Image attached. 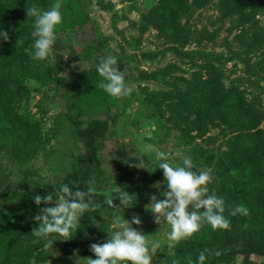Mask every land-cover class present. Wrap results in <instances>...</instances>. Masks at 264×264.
<instances>
[{
    "label": "rangeland",
    "instance_id": "obj_1",
    "mask_svg": "<svg viewBox=\"0 0 264 264\" xmlns=\"http://www.w3.org/2000/svg\"><path fill=\"white\" fill-rule=\"evenodd\" d=\"M163 1L166 0H61V9L71 3L73 13L83 23L72 28L62 26L57 32L48 58L52 76L45 83L26 77L23 85L29 90L27 97L19 104L15 97L9 99L17 114L28 113V119L37 121L45 139V150L23 165L38 173L30 180L49 183L56 190L63 185L72 191L96 189L93 204L98 207L86 210L81 218L90 227L89 244L109 238L115 215L131 220L138 214L142 223L133 227L147 235L150 242L160 245L152 264H166L165 257L177 242L168 239L171 226L163 218L156 224L153 213L146 210L151 194L164 199L162 193L167 190L156 151L170 153L173 164L181 163L177 152L190 157L195 165L193 171H219L224 167V152L239 133L220 121L204 124L199 131L191 129L185 111H178L176 94L186 92L196 80L219 78L226 90L237 88L255 104L261 113L259 128L264 133V37L252 35L250 23L229 29L228 20L219 16V0H213L192 8L181 19L179 38L181 31L188 28L189 41L172 40L150 22L152 9ZM254 19L255 25L264 29V11ZM90 43L99 51L93 59L86 60L78 51ZM144 51H150L152 56L144 58ZM109 55L117 58L116 67L124 73L132 92L118 98L109 115H79L77 110L70 111L80 133H101L98 139L88 138L86 154V146L64 116L67 105L60 83ZM88 160L91 164H87ZM78 169H83L79 182ZM11 179L15 183L21 179L15 168ZM116 184L133 195L130 207L114 209L106 203L110 195L115 198L110 189ZM207 188L206 195L217 191L214 178ZM114 204L119 206V200H114ZM192 210L190 207L189 211ZM44 238L25 234L18 240V247ZM56 241L47 240L43 248L48 251L41 260H31L29 264H74V259H70L74 250H78L80 264H87L85 258L90 254L86 253L84 242H73L64 251ZM248 257L255 262L261 259L257 254ZM245 258V254L238 253L230 264H241Z\"/></svg>",
    "mask_w": 264,
    "mask_h": 264
},
{
    "label": "trees",
    "instance_id": "obj_2",
    "mask_svg": "<svg viewBox=\"0 0 264 264\" xmlns=\"http://www.w3.org/2000/svg\"><path fill=\"white\" fill-rule=\"evenodd\" d=\"M212 1H163L152 9L150 22L172 40L186 43L191 38V32L186 28L179 38L177 29H181V19L192 8ZM53 3L55 0H0V32L8 31L10 36L8 41L0 38V264H29L31 260H41L44 252L48 251L43 245L51 238L57 240L56 243L64 251L73 242H84L86 253L96 258L90 251L91 232L85 220H80L77 229L64 239H60L58 234H50L36 243L18 247V240L28 233L34 236L32 229L38 226L32 219L39 211L33 197L49 192L57 195L51 184L30 180V177L37 176V171L23 168L25 162L45 150L46 143L37 121L28 119V113L17 114V109L9 102L10 96L15 97L18 104L27 97L29 90L23 85L26 77L44 82L52 76L49 60H34L25 49H32L34 45L32 32L35 17H27V6L36 5L48 10ZM218 10L220 18L228 20L229 29H238L250 23L249 32L264 37V29L254 22L256 14L264 11V0H219ZM73 12V5L66 3L61 9L62 22L56 26V33L62 26L72 28L83 23ZM18 40L20 43L17 44ZM98 51L99 48L90 43L78 54L91 60ZM142 56L150 58L152 53L144 51ZM96 65L69 75L60 83L67 105L64 116L86 146V154H89L88 138L98 139L101 133H80L70 111L77 110L79 115H109L110 108L118 100L98 87L104 78L96 71ZM191 84L186 92L176 94L178 111H185L191 129L199 131L204 124L220 121L239 132L222 156L223 169L211 172L217 185L214 194L225 201L224 215L230 221V227L213 230L204 223L199 232L176 242L165 262L189 264L191 260L192 264H198L200 252L208 249L204 264H230L238 253L246 255L241 264H264V133L259 128L261 113L242 91L237 88L226 90L219 78L210 77ZM87 164L91 162L88 160ZM14 168L21 176L16 183L11 179ZM82 171L77 170L78 182ZM15 188L19 191L15 192ZM239 205L248 208L247 216L231 215L232 209ZM216 251L221 255L216 256ZM250 254L259 255L260 261L249 259Z\"/></svg>",
    "mask_w": 264,
    "mask_h": 264
},
{
    "label": "clouds",
    "instance_id": "obj_3",
    "mask_svg": "<svg viewBox=\"0 0 264 264\" xmlns=\"http://www.w3.org/2000/svg\"><path fill=\"white\" fill-rule=\"evenodd\" d=\"M61 7V0L53 3L48 10H43L36 5L27 6V17H35V23L32 32L34 45L32 49H25V52L34 60L42 61L49 58L58 35L55 31L56 26L62 22ZM0 38L8 41L9 32H0ZM116 65L115 56H105L100 58L96 71L104 78L98 87L109 96L120 98L131 94L132 88L126 83L124 73ZM176 156L181 158L180 164L171 162L170 153L156 151V159L161 161L158 167L163 170L167 190L162 193L164 199H158L155 194L149 197L150 203L146 205V210L153 213L154 222L160 224L163 218L171 226L168 239L177 242L199 232L204 223L209 224L213 230L228 229L230 221L224 215L225 201L215 194L206 195L207 185L213 179L211 169L203 168L193 171L195 165L190 157L182 156L179 152ZM154 187L157 186L154 185ZM55 191L64 195L54 196L53 192H49L43 196L33 197L35 204L39 207V211L32 217L38 225L32 229L35 237H47L50 234L68 237L73 230L77 229L83 213L98 207L93 204L96 195L94 187H87L85 190L77 188L72 191L67 185H63ZM110 191L115 193V198L110 195L106 200L110 207L121 210L130 207L133 195L117 184ZM54 200L55 203H53ZM114 200H119V206L114 204ZM190 207L192 211H189ZM237 214L247 216L249 210L244 205H239L231 211V215ZM141 223L138 214L133 215L131 220L115 215L111 223L112 231L108 232L109 238L102 243H92L89 246L96 258H85L87 264H123L125 261L129 264H152V257L160 245L158 242H150L147 235L133 227ZM208 251L205 249L200 252L198 264H204L205 253ZM214 254L221 255L219 251ZM70 259H74V264H80L78 250H74L73 257ZM189 264H192L191 260Z\"/></svg>",
    "mask_w": 264,
    "mask_h": 264
}]
</instances>
